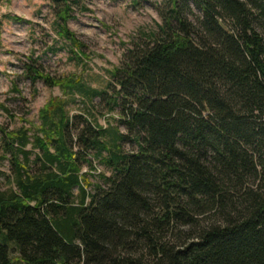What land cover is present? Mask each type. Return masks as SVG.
<instances>
[{
    "label": "trees",
    "instance_id": "obj_1",
    "mask_svg": "<svg viewBox=\"0 0 264 264\" xmlns=\"http://www.w3.org/2000/svg\"><path fill=\"white\" fill-rule=\"evenodd\" d=\"M80 1L51 9L84 72ZM161 3L99 87L23 64L64 98L0 125V264H264V0Z\"/></svg>",
    "mask_w": 264,
    "mask_h": 264
},
{
    "label": "rangeland",
    "instance_id": "obj_2",
    "mask_svg": "<svg viewBox=\"0 0 264 264\" xmlns=\"http://www.w3.org/2000/svg\"><path fill=\"white\" fill-rule=\"evenodd\" d=\"M86 8L73 10L68 28L86 45V69L70 59L65 42L53 31L54 16L51 0H0V104L9 109L0 110V125L8 130L19 127L20 119L38 123L39 111L50 101L64 98L58 88H47L41 82L32 84L23 73L28 57L51 76L82 75L92 87L107 80L106 71L118 67L123 54L133 41L156 33L161 24L159 8L162 0H81ZM15 17L18 19H11ZM17 90V92H16ZM68 105L70 115L78 114L82 103ZM95 104L98 99H94ZM94 112V111H93ZM98 122L117 119V113L108 114L99 108ZM126 150L131 147L126 145ZM1 155V150H0ZM9 174L6 161H0V188L6 186Z\"/></svg>",
    "mask_w": 264,
    "mask_h": 264
}]
</instances>
